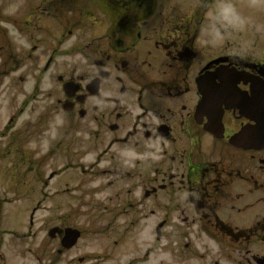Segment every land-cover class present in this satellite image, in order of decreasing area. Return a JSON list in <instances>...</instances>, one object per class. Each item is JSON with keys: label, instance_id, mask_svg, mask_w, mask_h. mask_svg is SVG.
Masks as SVG:
<instances>
[{"label": "flooded vegetation", "instance_id": "1", "mask_svg": "<svg viewBox=\"0 0 264 264\" xmlns=\"http://www.w3.org/2000/svg\"><path fill=\"white\" fill-rule=\"evenodd\" d=\"M224 1L97 0L92 11L109 13L116 25L99 23L103 30L81 46L87 68L57 75V106L67 120V156L82 157L71 145L86 149L84 135L94 139L119 217L154 215L156 239L175 242L181 263H227L237 254L239 264H264V0H243L258 16L244 20L237 11V30L227 33L208 14ZM75 2L56 0L57 11L70 15ZM87 12L84 4L74 23ZM51 64L50 56L44 71ZM75 166L68 161L62 171ZM69 189L66 182L52 196L40 190L61 204L46 209L38 200L26 229L6 227L0 195V264L84 263L70 256L82 231L69 223ZM42 207L48 215L35 217ZM71 227L80 236L69 246Z\"/></svg>", "mask_w": 264, "mask_h": 264}, {"label": "rangeland", "instance_id": "2", "mask_svg": "<svg viewBox=\"0 0 264 264\" xmlns=\"http://www.w3.org/2000/svg\"><path fill=\"white\" fill-rule=\"evenodd\" d=\"M96 2L77 0L70 15L68 12L61 15L56 0H0V195L6 196L5 225L26 229L29 212L38 200L46 209L51 203L61 204L60 197L42 198L44 194L39 191L52 196L55 189H61L67 182L69 223L82 231L79 244L70 251V256H84L83 264H126L132 258L133 264H197L195 259L187 258L179 262L175 242L170 246L167 240L156 239L154 215L129 222L133 219L125 220V216H131L128 212L119 217L115 208L114 213L111 190L106 186L110 177L99 170V166L107 163L101 162L99 166L95 163L94 139L84 135L86 149L80 148L81 142L71 145V150L79 148V155L86 152L82 157L66 154L63 133L67 120L62 108L57 106V98H63L57 75L74 67L87 68L81 46L103 30L99 23L116 25L109 13L92 11ZM84 4L90 12L80 23H74ZM167 7L165 2L163 8ZM158 8L152 14L154 19L161 15L162 6ZM252 8L243 0H225L222 5L209 7L212 11L208 14L213 16V24L219 22L227 33L232 26L237 30V11L244 20L258 16ZM228 13H235L232 23L228 22ZM33 22H37L36 28ZM230 35L229 40L237 36L233 32ZM34 43L38 44L37 50L33 49ZM50 54L54 56L53 64L44 71V62ZM77 160L80 167L62 171L65 163L76 164ZM46 209H38L35 217H46ZM55 211L60 212L61 207L57 205ZM225 259L227 263L217 264H239L244 258L229 254ZM71 264L78 263L75 260Z\"/></svg>", "mask_w": 264, "mask_h": 264}, {"label": "water", "instance_id": "3", "mask_svg": "<svg viewBox=\"0 0 264 264\" xmlns=\"http://www.w3.org/2000/svg\"><path fill=\"white\" fill-rule=\"evenodd\" d=\"M69 235H70V242H69V245H72L73 242L75 241V239L77 238V236L79 235V232L76 230V229H72L70 228L69 229Z\"/></svg>", "mask_w": 264, "mask_h": 264}]
</instances>
